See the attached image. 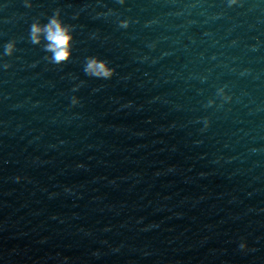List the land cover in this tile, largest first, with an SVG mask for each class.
I'll use <instances>...</instances> for the list:
<instances>
[{"label":"water","instance_id":"95a60500","mask_svg":"<svg viewBox=\"0 0 264 264\" xmlns=\"http://www.w3.org/2000/svg\"><path fill=\"white\" fill-rule=\"evenodd\" d=\"M0 264H264V0H0Z\"/></svg>","mask_w":264,"mask_h":264},{"label":"clouds","instance_id":"9594fccd","mask_svg":"<svg viewBox=\"0 0 264 264\" xmlns=\"http://www.w3.org/2000/svg\"><path fill=\"white\" fill-rule=\"evenodd\" d=\"M33 38L36 42H39L40 34L44 33L46 39L50 41L47 45L48 50L54 53V60L60 62L68 58L69 55V42L71 40L70 31L68 28L64 27L61 22L53 18L51 22L44 27L36 24L33 25ZM11 46H9V51ZM90 74L98 76H110L112 70L107 67L105 62L97 61L92 59L89 61L88 67L86 69Z\"/></svg>","mask_w":264,"mask_h":264}]
</instances>
